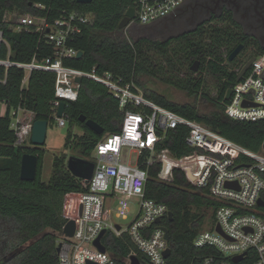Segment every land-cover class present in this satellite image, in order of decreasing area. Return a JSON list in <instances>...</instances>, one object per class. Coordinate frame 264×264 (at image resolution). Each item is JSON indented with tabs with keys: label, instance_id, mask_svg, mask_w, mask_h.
Returning a JSON list of instances; mask_svg holds the SVG:
<instances>
[{
	"label": "built area",
	"instance_id": "built-area-1",
	"mask_svg": "<svg viewBox=\"0 0 264 264\" xmlns=\"http://www.w3.org/2000/svg\"><path fill=\"white\" fill-rule=\"evenodd\" d=\"M187 1L135 0V17L128 26L153 27L168 23L176 18L177 10ZM35 7L46 10V14L14 12L10 16L13 29L34 31L40 41L52 46L53 53L42 59L35 55L30 62L13 60L10 44L0 29V66L22 68L23 85L28 83L34 70L55 73L56 98L52 110L59 126L68 123L65 113L63 117L58 116L61 102L78 98L82 84L76 81L78 77L104 84L124 112L119 131L107 134L91 154L89 160L95 163L92 178L89 181L80 178L84 190L71 192L67 199V222L74 220L76 227L73 236L63 231L62 237L57 239L59 263L132 264L131 256H138L137 252L118 261L108 249L102 252L95 245V240L106 229V233L111 231L116 236L127 233L151 264H166L168 238L159 225L161 221L156 220H162L170 210L166 203L146 196L149 168L160 163V180L172 182L174 170L181 169L193 187L207 188L210 197L219 202L210 227L200 230L194 239L195 247L214 249L201 264H243L248 255L252 264H264V217L257 208L264 190L263 146L261 151L251 150L203 122L154 102L136 83L124 82L110 71L101 73L97 66L85 71L66 65V59L78 57L81 50L71 43L82 34L83 26L92 22L94 14L64 9L59 16L51 18L46 6L35 4ZM4 48L6 57L2 56ZM230 89L232 94L225 107L227 115L240 120L264 119V50ZM21 111L27 110L19 107L13 111L11 124L17 145L28 141L34 124V115L25 120L20 117ZM178 127L188 129L185 140L192 150L181 157H176L170 148L161 147ZM125 150L129 153L126 160ZM245 159L250 162L245 163ZM164 162L167 163L165 170ZM228 182L232 185L227 186ZM135 198L138 207L133 210L130 203ZM131 214L133 219L127 226L116 221V218L127 219ZM153 224L157 225L152 227ZM238 255L243 258L236 263L233 257Z\"/></svg>",
	"mask_w": 264,
	"mask_h": 264
},
{
	"label": "trees",
	"instance_id": "trees-1",
	"mask_svg": "<svg viewBox=\"0 0 264 264\" xmlns=\"http://www.w3.org/2000/svg\"><path fill=\"white\" fill-rule=\"evenodd\" d=\"M35 4L46 6L51 18H56L64 9H80L94 14L91 23L83 26V32L71 44L83 51L81 57L69 58L64 62L85 71L97 66L99 72L110 71L124 82H134L143 88L149 99L176 111L188 118L205 123L226 137L243 146L261 151L264 143V119L240 120L225 113L228 103L227 91L238 82V74L223 64L219 55L218 34L212 28L210 44L191 40L190 36H203L206 27L180 35L198 57L202 70L211 72L220 84L217 109L209 114L200 113L194 103L178 104L156 93L140 81L139 76L148 72L144 61V43L147 39L130 41L122 36L116 37L123 29L119 23L126 10L135 5V0H92L79 3L77 0H0V29L11 47V58L30 62L36 55L42 59L53 53L50 44L40 41L39 35L32 30L17 32L13 29L10 16L14 12L46 14ZM143 27V26H140ZM173 40L153 42L164 52ZM2 56H7L4 48ZM24 70L11 66H0V102L6 104V112L0 115V264H60L57 251L58 233H63L67 222V199L71 192L84 190L81 179L74 176L67 167L68 153L63 152L54 158L52 174L49 180L43 179L45 150L32 143L31 137L25 144L17 145L15 130L11 127L13 111L19 107L33 112L35 120H47L50 125L56 123L52 102L55 97V73L34 70L27 84L23 85ZM204 78L199 77L189 90L198 93ZM208 100L211 98L206 97ZM84 114L104 128L103 134H97L79 120ZM65 117L68 119L69 132L66 137V150H73L79 157L91 158L97 143L107 134L119 131L124 112L118 100L108 88L93 79L82 80L77 100L67 101ZM74 126L83 129L79 135L72 131ZM188 129L178 127L173 130L162 146L170 148L176 157L192 152L186 144ZM31 143L29 146L28 144ZM25 153H34L39 157L38 173L35 180L21 179V161ZM249 163V160H243ZM162 164L156 163L149 168L146 196L168 205L173 215L164 216L159 225L169 230L168 243L172 253L166 264H201L202 259L214 249L198 248L194 239L211 211L210 223L219 202L212 199L207 188H195L181 169L174 170V180L165 182L158 178ZM264 175V173H263ZM264 199V190L262 192ZM66 201V204H65ZM264 217V206H257ZM157 224H153L152 227ZM108 251L118 261H122L133 251L137 252L141 264H151L149 257L139 252L130 236H116L109 231L103 237ZM248 259V260H247ZM243 263L252 264L249 255Z\"/></svg>",
	"mask_w": 264,
	"mask_h": 264
},
{
	"label": "rangeland",
	"instance_id": "rangeland-1",
	"mask_svg": "<svg viewBox=\"0 0 264 264\" xmlns=\"http://www.w3.org/2000/svg\"><path fill=\"white\" fill-rule=\"evenodd\" d=\"M207 27L208 28L203 36L195 34L190 36L191 40L196 43L210 44L212 28H214V25L209 24ZM185 29L186 27L180 26L177 18H174L168 23L155 25L153 27L131 25L125 27L120 33L116 34V37L122 36L130 41L145 38L149 41L144 43L145 59L143 61V64L146 66L148 72L139 76L140 81L144 82L147 87L153 89L156 93L175 103H194L200 113L209 114L217 109L215 103L218 101L220 84L211 72L202 70V66H199L198 71L191 69L192 64L199 58L192 56V53L190 52L193 48H190L185 40L177 39L180 35L193 31V29L184 31ZM167 40L173 41L164 52H161L153 44V42H164ZM201 76L204 78L202 89L198 93L191 92L189 90V86L194 84V81ZM140 88L143 90L142 87ZM206 97L211 98V100H208ZM3 109L4 104L1 103L0 115H2ZM32 115L33 114L28 111L20 112V117H23L25 120H28V116ZM72 131L78 133L79 135L84 133L83 129L78 126H74ZM68 132V125L62 127L55 123L48 127L46 143L43 146H40L45 150L43 179L46 181L49 180L52 174V164L56 156L61 155L63 152H67L68 156H78V154H76L73 150H66L65 148ZM28 145L30 146L31 143ZM128 155V151L125 150V160ZM135 160L136 156L134 155L133 161ZM130 206L133 210L138 207L137 198L131 201ZM211 213V211L208 212L200 230L210 227ZM132 219L133 214H131L127 219L116 218V221L121 223L123 226H127ZM61 237L62 235L58 233V238Z\"/></svg>",
	"mask_w": 264,
	"mask_h": 264
},
{
	"label": "flooded vegetation",
	"instance_id": "flooded-vegetation-1",
	"mask_svg": "<svg viewBox=\"0 0 264 264\" xmlns=\"http://www.w3.org/2000/svg\"><path fill=\"white\" fill-rule=\"evenodd\" d=\"M175 17L186 27L184 31L213 24L216 32L223 34L217 40L222 43L219 55L223 64L237 74L264 50V0H188ZM239 45L240 51L230 59Z\"/></svg>",
	"mask_w": 264,
	"mask_h": 264
},
{
	"label": "water",
	"instance_id": "water-1",
	"mask_svg": "<svg viewBox=\"0 0 264 264\" xmlns=\"http://www.w3.org/2000/svg\"><path fill=\"white\" fill-rule=\"evenodd\" d=\"M92 0H77V2L79 3H90ZM135 17V8L129 7L126 12L125 15L123 17V19L121 20V22L119 23V28L123 29L125 27H127L130 22L132 21V19ZM242 45H239L230 55V59H233V57L240 51ZM83 55V51H80L78 53V57H81ZM255 58H252L241 70V72L238 74L237 78L238 80H240L244 74L246 73V71L248 70V68L252 65V63L254 62ZM200 66V60H195V62L192 64L191 69L194 71H198ZM76 81L78 83L82 82V78L78 77L76 79ZM232 94V89H229L227 91L226 94V99H230ZM248 102H246L247 105ZM65 107H66V102L62 101L59 109H58V116L59 117H63L64 113H65ZM79 120L83 123H85L91 130H93L94 132H96L97 134H103L104 133V128L97 123L95 120L93 119H89L87 118L86 115L82 114L79 117ZM48 127H49V123L47 120H35L34 124H33V129H32V134H31V140L32 143L36 146H43L46 143V139H47V131H48ZM263 148H264V143H263ZM38 164H39V157L37 154L34 153H25L22 156V161H21V179L26 180V181H32L35 180L37 177V173H38ZM167 163L164 162V170L166 169ZM67 167L70 170V172L78 177V178H83L86 181H89L94 173V169H95V163L89 159L83 158V157H79L76 155H69L68 159H67ZM232 183L228 182L227 186H231ZM258 205L259 206H264V199L262 197L259 198L258 200ZM169 217L171 218L173 213L172 211H169ZM161 221L160 218H158L156 220L157 223H159ZM75 227H76V223L74 220H69L64 228L63 231L67 236H73L74 232H75ZM118 228H120V226L118 225ZM163 230L166 233V237L169 238V230L167 227L162 226ZM218 229L220 230V227L218 226ZM106 229H104L101 234L99 235V237L95 240V245L100 249V251L102 252H106L107 251V247L106 245L103 243V237L106 234ZM59 247H57V251H59ZM172 253V249L171 247H168L165 251V256L168 257L170 254ZM243 258L242 255H238L233 257V261L238 263L241 259ZM132 259V264H141L140 259L138 256L133 255L131 256ZM89 264H95L94 262L89 261Z\"/></svg>",
	"mask_w": 264,
	"mask_h": 264
},
{
	"label": "crops",
	"instance_id": "crops-1",
	"mask_svg": "<svg viewBox=\"0 0 264 264\" xmlns=\"http://www.w3.org/2000/svg\"><path fill=\"white\" fill-rule=\"evenodd\" d=\"M1 103H3V102H0V104ZM4 104V109H3V112H2V115H4L5 114V112H6V104L5 103H3ZM29 113H31V114H33L31 111H29V110H27ZM76 133V132H75Z\"/></svg>",
	"mask_w": 264,
	"mask_h": 264
}]
</instances>
